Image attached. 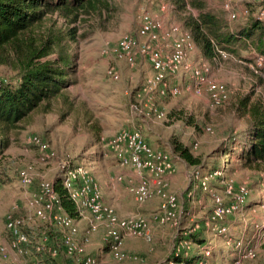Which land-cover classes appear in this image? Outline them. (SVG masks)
<instances>
[{
  "label": "rangeland",
  "instance_id": "1",
  "mask_svg": "<svg viewBox=\"0 0 264 264\" xmlns=\"http://www.w3.org/2000/svg\"><path fill=\"white\" fill-rule=\"evenodd\" d=\"M161 1L165 0H109L113 9L109 16L103 11L90 17H82L86 20L74 24L77 28V39L71 44V48L72 52L77 54V71L75 82L66 89L72 108L68 114L62 116L67 106L59 101L50 112L30 113L27 121L20 124L16 132L11 133L8 146L0 154L2 182L0 244L7 245L9 240L5 229L6 217L29 212L27 196L37 190V181L40 178L53 181L58 174H61L64 160L72 167L80 165L85 168L98 183L101 192L105 190L103 189L105 186L111 187V190L112 186L120 187L123 184L126 186L128 182H126L125 168L119 164L107 142L121 129L141 130L145 126L150 127L149 131L155 132L159 137L158 143L152 146L170 153L176 161L171 173L172 178L171 180L170 177L166 178V181L167 189L177 196L180 205L179 210L176 211L177 222L154 221V212L159 207V197L156 195L138 203L132 194L130 200L134 214L121 216L116 212L120 217L140 215L148 219L151 239L124 238L125 258L116 260L106 249L104 239L106 225L100 222L93 231L101 229V236L97 242L93 243L89 240V235L93 232L86 233L88 226L85 229L86 240L79 242L76 235V243L81 251L72 255V261L79 262L99 249L100 264H167L172 254L176 255L184 246L191 245L189 239L192 240L191 235L195 234L204 238L212 250H217L212 258L216 264H264V252L260 246V242L264 241V204H252V201L246 204L240 203L230 215L215 224L209 222L214 206L211 194L214 192L226 204L232 201L241 186L247 190V193L249 191L248 198L264 196V169L257 171L242 166L236 154L238 148L223 156L219 155L221 151H217L234 136L235 138L232 139L235 142L234 147L239 145L242 135L239 132L244 129V118L237 115L234 105L240 97L249 95L250 98H258L264 104V66L258 67L254 64L257 55L249 53L248 50L238 49L237 53L225 51L224 56L217 52L209 59L195 45L194 53H190L189 62L207 63L210 67V77L227 86V99L213 105L205 86L200 88L199 93L187 89V84L191 81L188 71H181L172 78L168 76V83L178 84L180 91L174 95L162 96L157 91L147 88L148 79L153 72L143 53H137L134 62H128L115 58L110 51L107 54L102 51L104 48L113 47L122 35L135 33L136 18L140 10L154 12ZM223 1L206 0V9L215 13L230 29L238 28L248 18V14L259 15L264 2V0H245L234 3L233 6L239 15L233 20L223 9ZM243 7L249 8L247 15L241 13ZM191 11L194 15L197 14L196 10ZM164 12L168 21L166 23H177L184 29L178 14L170 5ZM100 20L104 21L100 22ZM58 22L61 23L63 20L58 19ZM137 36L142 40L143 37ZM110 65L117 70L118 79L107 75L106 69ZM259 76L262 77L260 81ZM13 77L14 73L9 68L0 65V80L8 81ZM149 94L152 95L153 103L164 111L163 117H157L153 112L149 115L144 114ZM92 124L98 126L99 139L95 138L93 130L90 129ZM141 124L144 126L141 127ZM34 135L49 144L55 153L52 159L44 160L37 146L30 143L29 140ZM173 139L187 146L190 153L200 159V164L192 166L180 158L172 150ZM213 159L222 164L216 170L217 174H210L207 169L203 171L202 164L209 163ZM229 165L231 168L227 170ZM22 169H28L33 176L34 181L29 186H21L18 182V173ZM196 169H198L197 174ZM118 176H121V179H118ZM204 179L207 190L202 189ZM229 184L232 190L230 192L226 191ZM131 187L132 185L129 190ZM129 190L128 192H131ZM103 200L107 202L104 197ZM250 203L252 206L249 207ZM84 218L88 223L91 217L87 214ZM28 224L33 228L31 235L39 236L41 231L39 233L37 229L45 225L51 229L49 243L59 248L61 252V260H59L61 264H66L70 255L68 256L59 246L60 229L50 222L37 218L32 219ZM220 224L225 225L224 232L218 231ZM253 228L256 230L249 236L250 242L245 239V235ZM134 241L144 243L147 247L157 248L158 251L154 256L146 258L143 253L129 249ZM28 250L32 254V250ZM249 250L254 256L246 255ZM224 251L228 254L221 255ZM205 254L210 256L209 252L205 251ZM22 259L21 256H14L10 252L5 264H19ZM45 263L44 261L42 264Z\"/></svg>",
  "mask_w": 264,
  "mask_h": 264
},
{
  "label": "trees",
  "instance_id": "2",
  "mask_svg": "<svg viewBox=\"0 0 264 264\" xmlns=\"http://www.w3.org/2000/svg\"><path fill=\"white\" fill-rule=\"evenodd\" d=\"M165 1L178 14L182 26L190 32L195 45L207 58L214 57L217 49L234 53L242 49L264 56V15L259 17L258 14H248V18L238 28L230 29L215 13L206 9V0ZM262 3L264 8V2ZM112 10L109 0H0V65L14 73L12 79L0 80V154L8 146L11 133L16 132L32 113L50 112L61 101L67 106L62 116L68 114L72 102L69 101L66 89L75 82L77 71V54L71 48V44L77 39L74 24L86 20L82 17H90L103 11L109 16ZM191 10H196L197 14L194 15ZM58 19L63 22H58ZM102 21L104 20H100ZM258 79L260 81L262 77L259 76ZM234 109L239 117L244 118V129L239 132L242 134L239 145L234 147V136L217 151H221L219 155L223 156L238 148L236 154L242 166L251 170H263L264 104L258 98L243 95ZM90 129L95 138H98V126L92 124ZM172 150L192 166L201 162L177 139L172 140ZM202 165L203 171L207 169L210 174H217L216 170L222 164L213 159ZM230 168L231 165L227 170ZM52 182L63 211L73 218L78 217L75 203L63 186L62 176L58 174ZM248 195L249 191L243 203L252 201V204H264V196L248 198ZM251 203L248 204L249 207L252 206ZM32 229L29 224L24 226L29 236L27 248L32 250L31 255L42 263L45 261V264H56L57 260H61L60 251L53 258L34 250L38 237L42 234L52 235L51 229L47 225L39 227V236L31 235ZM255 230L253 228L247 231L245 239L251 242L249 236ZM194 235H191L192 240L189 239L191 245L184 246L176 255L172 254L167 264H216L212 258L217 250H212L204 238ZM60 243L59 246L63 249L62 240ZM260 246L264 252V241L260 242ZM106 249L109 250L107 243ZM222 254L228 253L224 251ZM69 258L70 261L66 264L74 262L72 255Z\"/></svg>",
  "mask_w": 264,
  "mask_h": 264
},
{
  "label": "built area",
  "instance_id": "3",
  "mask_svg": "<svg viewBox=\"0 0 264 264\" xmlns=\"http://www.w3.org/2000/svg\"><path fill=\"white\" fill-rule=\"evenodd\" d=\"M241 1L245 0L223 1V9L229 18L237 19L239 13L233 4ZM169 5L167 1H161L158 9L163 12ZM248 11L249 8L243 7L241 13L247 15ZM263 15L264 8L261 9L259 17ZM137 35L144 39L139 40ZM194 50L195 43L189 31L177 23L165 24L164 20L155 12L142 9L137 14L135 33L122 35L113 47L104 48L102 51L105 54L110 51L115 58L128 62H134L135 55L143 53L153 72L148 79L147 88L157 91L162 96L174 95L180 91L178 84L168 83V76L172 78L181 71H188L191 81L187 84V89L199 93L200 88L205 86L211 104L217 105L224 102L228 97L227 86L210 77V67L207 63L189 62L188 57ZM217 51L223 56L226 54L224 50L217 49ZM254 64L258 67L264 66V56L257 55ZM106 73L113 79L119 78L117 70L112 65L106 69ZM146 101L148 105H146L144 114L149 115L150 112H153L157 117L164 116V111L153 103L151 94L148 95ZM29 141L37 146L44 160L54 157V151L42 138L34 135ZM107 146L121 166L131 167L138 174V183L130 188L135 201L142 203L152 195H156L159 197V207L154 212V221L176 223L178 219L176 211L179 210L180 205L177 196L167 189L166 181V176L174 170V162L170 153L154 148L141 130L136 128H124L117 131L108 140ZM197 172L198 169H196V174ZM60 175L63 179V186L74 201L79 216L85 217L88 214L91 217L86 233L93 232L100 222L105 223L104 239L111 257L116 260L125 258L123 241L126 237L151 239L149 220L140 215L120 217L114 205L103 200L100 186L85 168L80 165L72 167L68 161L64 160ZM118 179H121V176H118ZM33 181V176L28 169L19 171L18 182L21 186H29ZM1 188L0 179V190ZM202 189L207 190L205 179L202 182ZM226 191H232L230 184ZM247 194V190L241 186L234 194L232 201L226 204L222 202L218 194L212 193L214 206L209 216V222L215 224L230 215L240 203L244 202ZM27 204L29 212L6 217L5 229L9 240L7 245L0 244V264H5L10 252L14 256L23 258L19 264H42L40 259L31 255L27 248L29 236L25 232L24 226L34 218L50 222L60 229L63 250L68 255H74L81 251L75 239L78 234V224L73 217L63 212L52 180L40 178L37 181V190L27 196ZM225 230V225L218 227L219 232ZM49 242V236L42 234L35 242V252L46 253L53 258L57 257L59 248ZM95 255L91 254L82 258L80 262L74 261L72 264H100L99 256ZM246 255L250 257L254 256V253L249 250Z\"/></svg>",
  "mask_w": 264,
  "mask_h": 264
},
{
  "label": "crops",
  "instance_id": "4",
  "mask_svg": "<svg viewBox=\"0 0 264 264\" xmlns=\"http://www.w3.org/2000/svg\"><path fill=\"white\" fill-rule=\"evenodd\" d=\"M156 14H158L163 20L164 22H168L165 18H166V13L163 11L161 12L159 9H155L154 11ZM168 24V23H166ZM194 53V52H192ZM191 55V54H190ZM189 55V57H190ZM188 57V59H189ZM144 126V124H141V127ZM145 127V126H144ZM143 129H141L142 133L144 134V136L146 137V139L148 140V142L152 145V144H157L158 143V139L159 137L157 136V134L155 132H151L149 131L150 127H145ZM173 162H174V166L176 164V161L174 160V158H172ZM125 168L124 171H126V182L127 185L125 186L124 184L121 185L120 187H114L112 186V190L111 187H103L102 190V196L108 201L110 202L112 205H114L116 211L118 212L119 215L121 216H129L134 214L133 213V208H132V203L130 200V196L132 197L133 192H128L130 185L134 186L135 184H137L138 180H139V176L138 174L135 172V170L131 167H122ZM172 174L167 175V179L170 180L172 178L171 176ZM124 178V177H123ZM124 181V179H123ZM125 182V183H126ZM130 191V190H129ZM134 196V195H133ZM64 212V211H63ZM65 213V212H64ZM79 226L78 228V234H77V238L79 240V242H81L83 239L86 240L85 237V229L88 225L87 223V219H85L82 216H78L76 218H74ZM101 236V229L99 228L97 231L91 233L89 235V240L91 242H97V239H100ZM142 240V239H141ZM92 244V243H91ZM133 249L135 251H138L140 253H143V255H145L146 258H149L151 256H154L156 254V252L158 251L157 248H152V247H147L146 244L144 243H140V242H132L129 249ZM94 254L98 255L99 258H101V253L99 251V249H97L96 251L93 252ZM60 263L61 261L59 260L56 264ZM64 264V263H62ZM146 264V263H145Z\"/></svg>",
  "mask_w": 264,
  "mask_h": 264
}]
</instances>
